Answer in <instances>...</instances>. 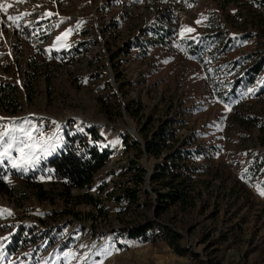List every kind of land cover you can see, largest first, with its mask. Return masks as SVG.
Returning a JSON list of instances; mask_svg holds the SVG:
<instances>
[{
  "label": "rangeland",
  "instance_id": "rangeland-1",
  "mask_svg": "<svg viewBox=\"0 0 264 264\" xmlns=\"http://www.w3.org/2000/svg\"><path fill=\"white\" fill-rule=\"evenodd\" d=\"M0 3L12 5L0 12V83L17 87L18 103L16 112L0 105V151L11 142L20 165H0V209L11 212L0 214V264H264V129L245 125L222 96L239 72L229 62L264 54V0ZM22 13L19 26L7 19ZM155 27L169 29L166 42ZM187 40L207 46L196 54ZM248 91L244 115L264 121V96ZM168 120L175 139L160 157L124 149L123 133L143 143ZM90 124L112 156L91 186L67 191L47 161L65 131ZM190 135L205 151L190 205L159 218L182 233L181 255L128 236L126 227L155 217V194L152 208L136 210L124 189L135 186L131 160L151 175Z\"/></svg>",
  "mask_w": 264,
  "mask_h": 264
},
{
  "label": "trees",
  "instance_id": "trees-1",
  "mask_svg": "<svg viewBox=\"0 0 264 264\" xmlns=\"http://www.w3.org/2000/svg\"><path fill=\"white\" fill-rule=\"evenodd\" d=\"M155 30L162 42H166V37L170 33L169 29L155 27ZM216 36L217 34L207 36L210 37L209 42L214 41ZM187 42L190 45V50L196 54L201 53L207 46V42L204 41L199 44L193 43V40H187ZM235 42L236 39H234ZM140 44L144 45V43ZM227 44L231 45V43ZM255 55V53L247 54L229 62L232 64L231 70L239 67V72L227 81L229 88L223 91L222 96L227 102L236 106V111H239L238 119H241L245 125L260 126L264 129V121L259 120L256 115H244L243 111V107L247 104L246 96L250 87H253L256 96H264V54H260L254 60ZM223 87L221 85V88ZM16 94L17 87L15 85L0 83V105L6 103V110L17 111L15 108L18 105ZM172 124L173 122L168 120L157 130L147 135L143 143L131 139L126 133H123L124 149L133 151L138 158H141L144 152H148L154 157H160L175 139V129L170 127ZM193 137L190 135L181 144L172 148L168 157L155 166L151 175L137 159L130 161L129 172H132L134 176L135 186H128L124 189L125 197L130 203H136V210L146 206L152 208L155 202L152 211L155 217L149 216L137 222L136 225L126 227L131 239L143 242L165 241L181 255L188 251V247L182 244V233L159 218L172 208L185 210L190 205L194 180L198 174L195 160L205 153L202 146L197 144V140ZM103 139L105 140L104 135L91 124L84 131H65L61 144L47 161V167L52 177L60 180L67 191L91 186L96 173L107 164L113 153L108 146L102 145ZM260 165L262 164L256 163L251 167L250 172L258 174ZM2 173L0 171V174ZM146 178L151 184L150 189L146 185ZM150 190H153L155 194L154 202Z\"/></svg>",
  "mask_w": 264,
  "mask_h": 264
},
{
  "label": "snow or ice",
  "instance_id": "snow-or-ice-1",
  "mask_svg": "<svg viewBox=\"0 0 264 264\" xmlns=\"http://www.w3.org/2000/svg\"><path fill=\"white\" fill-rule=\"evenodd\" d=\"M19 3H23L25 2V0H18ZM188 6H191L190 4ZM12 5L11 4H7L5 5L4 3H0V12H7V9L8 8H11ZM29 13H22L21 15H16V16H12V15H8L7 16V19L12 21L14 24H17L18 25V21L21 20L23 18L24 15H28ZM47 15H51V13H48ZM197 23H200V21H197ZM71 30H69L70 32ZM188 32H192L194 31V29H191V28H188L187 29ZM68 35V32L62 34V37L63 38H66V36ZM62 37H57V42L61 41ZM226 108H228V106L226 105ZM230 110V108L228 109ZM0 119H3V118H0ZM8 135V132L5 131V132H0V141H3L4 137ZM27 135L30 136V133H27ZM21 147L18 148V151L20 153H22V156L20 157L21 160H28L29 157H31L33 154L31 152H25L24 149L25 147H28V148H31L32 145H27L25 144L23 141L21 142ZM12 147V144L11 142L8 144V146L6 148H4L3 151H0V165L3 164L4 160L5 159H8L9 162L12 164L13 167H20L19 164H16V163H13V160L16 159V158H13V157H10L9 155V149H11ZM258 191L260 193V195L264 196V186H258ZM4 213H7L9 215H11V212L10 210H6V209H0V214H4ZM6 239V238H5Z\"/></svg>",
  "mask_w": 264,
  "mask_h": 264
},
{
  "label": "built area",
  "instance_id": "built-area-1",
  "mask_svg": "<svg viewBox=\"0 0 264 264\" xmlns=\"http://www.w3.org/2000/svg\"><path fill=\"white\" fill-rule=\"evenodd\" d=\"M262 198H263V196H262Z\"/></svg>",
  "mask_w": 264,
  "mask_h": 264
}]
</instances>
